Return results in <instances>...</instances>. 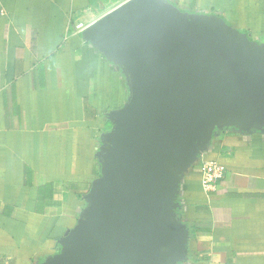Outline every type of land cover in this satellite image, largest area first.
Returning a JSON list of instances; mask_svg holds the SVG:
<instances>
[{
	"label": "crops",
	"instance_id": "0c3cea01",
	"mask_svg": "<svg viewBox=\"0 0 264 264\" xmlns=\"http://www.w3.org/2000/svg\"><path fill=\"white\" fill-rule=\"evenodd\" d=\"M122 1L0 0V264L55 253L85 205L106 113L128 87L76 25ZM196 1L264 40V0ZM207 160L224 168L208 192ZM176 201L189 230L185 264H264V130L223 131L182 176Z\"/></svg>",
	"mask_w": 264,
	"mask_h": 264
},
{
	"label": "water",
	"instance_id": "95a60500",
	"mask_svg": "<svg viewBox=\"0 0 264 264\" xmlns=\"http://www.w3.org/2000/svg\"><path fill=\"white\" fill-rule=\"evenodd\" d=\"M81 37L121 70L128 96L106 113L85 205L38 264L186 262L179 183L216 128L264 130V41L169 0H124Z\"/></svg>",
	"mask_w": 264,
	"mask_h": 264
},
{
	"label": "built area",
	"instance_id": "2783aa9c",
	"mask_svg": "<svg viewBox=\"0 0 264 264\" xmlns=\"http://www.w3.org/2000/svg\"><path fill=\"white\" fill-rule=\"evenodd\" d=\"M77 28L83 29L82 23L76 25ZM201 186L204 191H213L216 183L223 177L224 168L215 160L203 161L200 165Z\"/></svg>",
	"mask_w": 264,
	"mask_h": 264
},
{
	"label": "trees",
	"instance_id": "16d2710c",
	"mask_svg": "<svg viewBox=\"0 0 264 264\" xmlns=\"http://www.w3.org/2000/svg\"><path fill=\"white\" fill-rule=\"evenodd\" d=\"M169 1H170L171 3H173V4H175V5H177V6L181 7V8H183V9H185V10L190 11V12L196 11V9H195L196 2H197L196 0H189V5H188V7L183 6V5L180 3L179 0H169ZM197 12L215 13L213 9L210 10V11H204L203 9H201V10H199V11H197ZM216 14H218V13H216ZM218 15L223 16L222 14H218ZM223 17H224V16H223ZM224 18H225V17H224ZM225 20H226V22H227L228 24H230V22H229L228 19L225 18ZM239 30L249 33L250 36H251L253 39H256V40H259V41L262 40V39L259 38V37L255 38V37L253 36L252 32H251L249 29H240V28H239ZM263 41H264V40H263ZM107 122H108V125L110 126V123H109L108 120H107ZM229 129H230V128H229ZM222 132H223L222 129H217V128H216V129L214 130V134H213V137H212L210 143H212V141H214L216 138H218V137L221 135ZM96 161H97V160H96ZM195 164H196V163H195ZM195 164H194V165H195ZM97 165H98V169H97V171H96V175H95V176H97L98 173H99V164H98V162H97ZM179 210H180V207L178 206L177 209H176V213H177V215L180 217ZM180 219H181V218H180Z\"/></svg>",
	"mask_w": 264,
	"mask_h": 264
},
{
	"label": "flooded vegetation",
	"instance_id": "af4514ba",
	"mask_svg": "<svg viewBox=\"0 0 264 264\" xmlns=\"http://www.w3.org/2000/svg\"><path fill=\"white\" fill-rule=\"evenodd\" d=\"M186 262H179L178 264H185Z\"/></svg>",
	"mask_w": 264,
	"mask_h": 264
},
{
	"label": "rangeland",
	"instance_id": "374dc122",
	"mask_svg": "<svg viewBox=\"0 0 264 264\" xmlns=\"http://www.w3.org/2000/svg\"><path fill=\"white\" fill-rule=\"evenodd\" d=\"M241 31V30H240ZM244 32V31H243Z\"/></svg>",
	"mask_w": 264,
	"mask_h": 264
}]
</instances>
